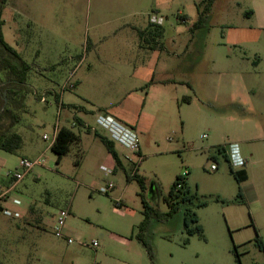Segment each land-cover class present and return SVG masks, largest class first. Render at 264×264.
Masks as SVG:
<instances>
[{"label": "rangeland", "instance_id": "374dc122", "mask_svg": "<svg viewBox=\"0 0 264 264\" xmlns=\"http://www.w3.org/2000/svg\"><path fill=\"white\" fill-rule=\"evenodd\" d=\"M202 1L6 0L5 42L33 66L21 106L0 120V136L22 138L16 154L0 150V192L22 159L44 165L11 191L22 204H7L14 216L0 212V264H239L236 253L241 264H264L256 241L264 243V29L261 18L244 16L264 0H217L200 22ZM151 16L161 24L149 27ZM157 26V44L143 43L140 31L153 36ZM101 108L139 123L123 124L138 135L143 160L117 144L131 161L113 174L103 170L112 169L105 146L74 119L108 135L96 124ZM58 127L81 134L61 158L43 139ZM230 143L251 152L246 182L208 148ZM133 175L147 186L143 237L153 260L137 240L146 209ZM179 176L203 236L188 235L183 209L165 217ZM108 184L115 189L102 194ZM68 208L64 234L73 244L54 233Z\"/></svg>", "mask_w": 264, "mask_h": 264}, {"label": "trees", "instance_id": "16d2710c", "mask_svg": "<svg viewBox=\"0 0 264 264\" xmlns=\"http://www.w3.org/2000/svg\"><path fill=\"white\" fill-rule=\"evenodd\" d=\"M216 1L217 0H203L202 1V6L204 7V9H203L202 14H201V21L200 22H203L205 19H207V15L211 12V9H212V7ZM252 14L253 13L251 11L245 12L244 16L246 18H250ZM152 26H155V25L149 24V27H152ZM150 34H151V32H149L148 30L140 31L142 42L145 44H151V43L157 44V41L155 38H160L163 36V31H162L161 26H157L156 32L153 36H151ZM4 44H5L6 48H8L11 52L15 53V51L12 47H10L7 43H4ZM152 47H154V46H152ZM30 70H31V67L28 64H26L24 81H26ZM14 76L16 78H18V75L15 73H14ZM185 100L189 101L190 98L189 97L185 98ZM75 108L77 110H82V108H79V107H75ZM74 119H75L77 125L84 126V124L80 118H77L75 116ZM85 131L88 134L92 133L96 138H98L100 140V142L105 146L107 151L115 159L117 165L120 166V159H119L118 153L115 150L114 142L108 136L105 137L103 135H100L96 131L92 132L91 129L88 127L85 129ZM80 140H81L80 136L77 135L75 132H73L71 129H69L67 127L59 128V132H58V135L56 137V141L52 145L51 150L54 153H56L59 156V158H61L65 155H67L70 152L71 146L75 143H79ZM21 145H22V138L17 132L8 131L6 135H2V137L0 138V150L7 152L9 154H13V155L16 154L18 152V150L21 148ZM218 149L221 153L223 152V148H218ZM231 170L233 171L236 179L240 183H243L244 181H246V172H244V171L235 172L232 168H231ZM133 178H137V176L133 175ZM137 181H138L140 189H141L140 197H141L142 202L144 204V207L146 209L144 212L145 219L139 227L140 232L137 235V240L141 244H143V246L148 250V252L151 256V259L153 260V254H152L151 247L148 245V243L145 241V239L143 237V232L145 231V229H146V227H147V225L151 219V215H152V211H151V209H150V207L146 201V196H145V193L147 192V186L141 178H137ZM179 186H180V188H178ZM166 203L170 209L169 212L165 215L166 218H169V219L172 218L174 215L178 214L181 211V209H183L184 221H185V226H186L185 228L187 230L188 235L193 236V235L199 234V235L203 236V229L197 225L198 224V217H197L196 213L190 207L191 196L189 195L188 186L182 177L179 176L176 178V181H175V183H174V185H173V187L169 193V196L166 199ZM191 225H193L194 227H191ZM256 241H257L258 245L260 246V248L262 250H264V243L260 239L259 235H257ZM236 258H237V262L239 264H241L240 256L238 255V253H236Z\"/></svg>", "mask_w": 264, "mask_h": 264}, {"label": "built area", "instance_id": "2783aa9c", "mask_svg": "<svg viewBox=\"0 0 264 264\" xmlns=\"http://www.w3.org/2000/svg\"><path fill=\"white\" fill-rule=\"evenodd\" d=\"M151 23L158 25L161 24V20H158L157 18L153 17L151 19ZM71 88H75V85H72ZM62 109V106H60ZM96 124L98 127H100L102 130L108 133V137L114 142L125 148L126 150L130 151V153L133 156H136L140 161L143 160V157L140 155L139 151V137L135 133V131L124 125L122 122L118 121L117 119L108 116V115H100L97 120ZM59 132V127L55 128V133L52 138L48 135H44L43 139L45 141L50 142V148L56 141V137ZM207 136L204 135L203 139H206ZM226 154L228 158V163L230 167L234 171L242 170L246 168L247 166V160L244 158L241 147L238 143H230L226 147ZM44 165V160H36V161H30L27 159H22L20 161L19 167L15 171H6L4 173L5 179L10 182L11 188L8 189L6 192L0 194V212L8 217H13L14 214L10 211V209L7 207L8 203H11L14 206L20 207L22 204L19 200L13 199L10 197V193L13 189L16 188V186L21 183L25 177L32 171V169L35 166H42ZM103 170L108 174H113L112 169H108L106 167H103ZM219 170V166L216 164H213L211 166V171L216 172ZM189 173L187 172L186 175ZM180 188V186L178 187ZM115 189V186L113 184H108L105 188L101 189L102 194H109ZM118 208H120L121 202H117ZM71 210L70 208L66 210H62L58 213L56 217V224L54 227V233L58 238L66 239L69 244H73L74 241L71 238H68L64 234V228L66 225L67 218L70 216ZM94 246L96 247L97 244L95 243Z\"/></svg>", "mask_w": 264, "mask_h": 264}, {"label": "flooded vegetation", "instance_id": "af4514ba", "mask_svg": "<svg viewBox=\"0 0 264 264\" xmlns=\"http://www.w3.org/2000/svg\"><path fill=\"white\" fill-rule=\"evenodd\" d=\"M5 2L6 0H0V75L5 76L4 80L1 81L0 79V120L4 119L7 114L11 113V107H16L17 105V108H19L21 106L23 98L21 96L20 90L22 89L23 85H25L24 74L26 64H28L20 55L11 52L4 44L6 43L4 39V29L7 22V19L4 16ZM28 65L32 70L33 65ZM14 73L18 75V78L14 76ZM17 121L14 122V124H16ZM7 132L8 131L1 134L0 138L2 135H6Z\"/></svg>", "mask_w": 264, "mask_h": 264}, {"label": "crops", "instance_id": "0c3cea01", "mask_svg": "<svg viewBox=\"0 0 264 264\" xmlns=\"http://www.w3.org/2000/svg\"><path fill=\"white\" fill-rule=\"evenodd\" d=\"M257 9H260V13H259V11H257ZM253 14L251 15V17H256V18H261L260 20H261V23H262V25L260 26L261 27V29H264V1L263 2H261V4H260V6L257 8H255V10H253V11H251ZM152 17L153 16H151L150 17V19H149V24H152L151 23V19H152ZM143 31V30H142ZM241 47V46H240ZM150 49H154L152 46L151 47H149ZM161 48H162V46H161ZM259 61L260 60H257V61H255L254 63L255 64H257V63H259ZM163 82H165L164 80L162 81V83ZM251 92H256V90L255 89H252L251 90ZM61 105H62V109H64V107H65V105H64V103H61ZM73 107H78V106H76V105H73ZM102 110V112H105L104 113V115H108V116H111V117H113V118H115V119H117L118 121H120V122H122V123H125L126 125H129L130 127H132L133 129H139V123L135 120V121H133V124H130V123H128L127 121H128V119H127V117L125 116V114H123V113H121V112H119L118 111V108H116L117 109V111H116V109L115 110H108V108H101ZM77 117V116H76ZM78 118V117H77ZM82 120V119H81ZM82 122H83V124H84V126H79V125H77V127H78V129H79V132H81L82 130H84L85 131V129L88 127V128H90L91 129V131L92 132H94V131H96L97 133H99V129L98 128H95L94 126H92L91 124H89V123H86L84 120H82ZM73 132H75L73 129H71ZM77 135H79L80 136V138H81V134L80 133H77V132H75ZM100 134V133H99ZM88 135H93L92 133L91 134H88ZM101 135V134H100ZM103 136H105V137H107L108 135H103ZM260 140H262L263 141V143H264V138H260ZM250 141H255V140H250ZM249 141V142H250ZM227 145H229V144H227ZM227 145H225V146H219V145H216V144H210L209 145V149L210 150H213V149H215V148H220V147H223V152H222V154L225 156V159L227 160V162H228V158H227V154H226V147H227ZM117 143H114V147H115V150H116V152L118 153V155H119V159H120V166H118L117 165V163H116V161H115V159L112 157V155L110 154V156H111V161L108 163L110 166H111V168H112V170H113V173H116V171H117V168L119 167V168H124V165L125 164H127V163H129L130 161H131V159H130V154L128 153V152H126L124 149L122 150V152H120L118 149H117ZM123 148V147H122ZM139 151H140V155L142 156V148H141V144H140V141H139ZM251 152H250V150H248V149H246V155L244 156V158L247 160V166H246V168H244V169H242V170H238L239 172L240 171H244V172H246V181H248L249 180V178H250V176H249V173H248V171H247V168L250 166V162H251V157H252V155H249ZM243 154V153H242ZM106 164H107V162H106ZM104 167V166H103ZM238 171H235V172H238ZM246 181H244V182H246ZM7 191V190H6ZM6 191H4V192H6ZM3 191H2V193H4ZM0 194H1V192H0Z\"/></svg>", "mask_w": 264, "mask_h": 264}]
</instances>
